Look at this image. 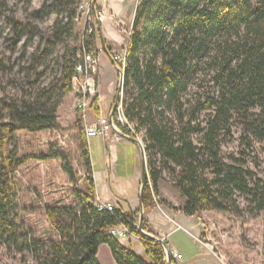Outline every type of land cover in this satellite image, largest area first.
Listing matches in <instances>:
<instances>
[{
  "label": "trees",
  "instance_id": "1",
  "mask_svg": "<svg viewBox=\"0 0 264 264\" xmlns=\"http://www.w3.org/2000/svg\"><path fill=\"white\" fill-rule=\"evenodd\" d=\"M47 1L39 16L57 10L65 17L58 16L52 36L42 38L44 48L34 57L40 66L65 37L79 40L74 23L78 0H55L51 6ZM7 19L16 34L14 45L25 36L30 44L40 35L24 20ZM89 45L95 46L94 38ZM126 48L125 114L143 135L147 152L145 210L155 206L154 194L172 207L159 197L161 181L167 179L185 199L180 209L189 216L205 210L237 215L264 211V0H139ZM76 50L65 48L60 77L51 89L22 100L1 98L0 243H15L42 258L43 264H102L98 258L102 244L109 245L117 264H168L164 246L139 229V210L124 211L117 206L109 211L96 206L84 126L80 135L85 187L76 191L80 205L45 207L56 240L45 242L28 231L20 232L15 215L19 201L16 173L25 162L62 158L72 183L77 185L80 180L70 158L54 145L47 152L23 156L8 148L18 131L62 128L58 110L72 92ZM203 70L211 75L217 93L208 92L204 102L185 108V96ZM96 101L95 114L99 115ZM205 111L209 117L203 120L200 116ZM234 127L240 132L238 149L227 151L225 137L234 139ZM120 221L139 236L145 254L110 233ZM143 228L152 232L145 217Z\"/></svg>",
  "mask_w": 264,
  "mask_h": 264
},
{
  "label": "rangeland",
  "instance_id": "2",
  "mask_svg": "<svg viewBox=\"0 0 264 264\" xmlns=\"http://www.w3.org/2000/svg\"><path fill=\"white\" fill-rule=\"evenodd\" d=\"M45 1L33 0L29 3L27 0H0V10L3 12V16L0 17V108H2L1 98L22 100L24 97L37 96L47 88L51 89L56 79L60 77L65 48L68 46L74 48L79 44V40L74 36L65 37V41L57 45L46 64L40 66L35 63V53L42 52L45 45L42 38L52 36L58 16L60 19L65 17V14H58L57 10L39 16L38 13ZM54 2L55 0H48L47 5L51 6ZM138 3L139 0H97L96 5L103 7L106 12V19L101 26L110 54L122 53L126 49ZM7 17L24 20L35 26L40 35L30 44L27 42L28 36H25L14 45L16 34ZM75 28L78 32V29H82V24H77ZM110 30L112 34L108 32ZM98 34V46L102 48L99 51L101 101L96 99V107L99 110L102 108L108 115L115 103L121 75L103 48L100 32ZM204 72V70L199 71L197 79L190 86L189 93L185 96V108H191L198 101L204 102L208 92L217 93L211 75H206ZM95 113L96 109L92 107L89 111L90 119L97 116ZM82 116L77 108L76 98L69 94L58 110L61 129L38 132L21 130L13 137L8 148L16 149L19 156L47 152L54 145L56 151L64 152L70 158L80 178L77 185L72 183L63 168L65 160L62 158L50 159L46 162L37 159L25 162L16 173L19 201L15 215L22 228L21 233L28 231L45 242L56 240L58 235L45 214V207L53 204L76 207L80 205L76 191L85 187L84 177H86L85 167L81 162L80 128L84 126ZM208 117L209 111L202 112L200 116L203 120ZM233 134L235 136L233 140L225 137L227 141L224 143V148L227 151L238 149L239 128L234 127ZM196 136L195 138L198 139ZM91 140H94L90 147L97 160L96 167L104 169V144L107 139L94 136ZM119 144L124 152L121 156L120 170L122 169L125 174L121 181L127 180L128 183L133 184L135 171L142 168L141 149L132 142ZM257 146L262 151L263 146L259 143ZM160 186L162 188L160 199L165 201L164 197H166L172 200V207H167L175 212L181 210L185 199L180 192L167 179L162 180ZM241 202L246 208L247 202L244 197L241 198ZM160 209L162 210L163 207ZM192 221L200 228L199 238L210 243L212 250L226 264H264V211H243L241 215H237L228 211L205 210L199 216H192ZM98 258L102 264H117L106 247L99 250ZM0 264H43V259L22 251L15 243L2 242Z\"/></svg>",
  "mask_w": 264,
  "mask_h": 264
},
{
  "label": "crops",
  "instance_id": "3",
  "mask_svg": "<svg viewBox=\"0 0 264 264\" xmlns=\"http://www.w3.org/2000/svg\"><path fill=\"white\" fill-rule=\"evenodd\" d=\"M108 32L112 34L111 30ZM70 95H74V98H76L75 94L72 92ZM100 97L101 93L98 97L101 101ZM100 107L101 104L99 105V108ZM100 109L99 115L102 113L105 114L103 109ZM94 117L95 116H93V118ZM87 140L93 167L92 177L94 178L96 185V197H99L102 200L115 202V204L122 207L124 211L139 210L141 214L140 193L143 175V161L142 168L135 171V183L133 184L130 182L128 183L127 180L121 181V179L124 178L125 173H123L124 171L122 169L120 170L122 167L121 156L124 152L122 150L123 147L119 146V143L132 142L136 145L138 144L128 137H124L119 141L107 139L105 142L104 140L105 160L103 164L105 165L103 167L104 169H101L96 167L97 160L91 151V144L94 140H91V138ZM99 186H101V188ZM161 190L162 188L160 186V192ZM164 199L169 204L173 203L172 200L166 197H164ZM162 207V210L156 205L148 210H145L144 208V217L148 220V224L152 230L151 233L162 238L168 246L175 264H226L224 260L212 250L210 243L204 242L199 238L200 228L193 223L192 216L186 215L182 210L175 212L165 204H162ZM118 240L125 246L133 247L136 252L145 254V248L139 239V236L130 234L127 238ZM102 247H106L109 252H111L108 244H102L99 250Z\"/></svg>",
  "mask_w": 264,
  "mask_h": 264
},
{
  "label": "built area",
  "instance_id": "4",
  "mask_svg": "<svg viewBox=\"0 0 264 264\" xmlns=\"http://www.w3.org/2000/svg\"><path fill=\"white\" fill-rule=\"evenodd\" d=\"M106 19L105 9L101 6L93 8V0H78L76 4V15L74 23L82 24V29H78L79 44L76 50L78 62L75 67V74L72 78V92L76 97L77 108L82 113L86 138L101 136L104 139L119 141L124 135L137 138L140 141V149L145 150L146 145L142 134H138L134 124L128 120L125 114L124 93L113 114V117L106 114H100L90 119L88 112L94 106V101L100 96V48L98 46L99 25ZM95 41V46L89 45V40ZM112 59L116 62L118 68L124 73L126 69L127 48L122 53H111ZM149 177V175H148ZM155 205L162 208L157 195L154 194ZM96 206L99 209L114 211L117 205L111 201L102 200L96 197ZM110 233L117 239H124L130 236V229L122 222L110 228ZM140 239V238H139ZM141 240V239H140Z\"/></svg>",
  "mask_w": 264,
  "mask_h": 264
},
{
  "label": "water",
  "instance_id": "5",
  "mask_svg": "<svg viewBox=\"0 0 264 264\" xmlns=\"http://www.w3.org/2000/svg\"><path fill=\"white\" fill-rule=\"evenodd\" d=\"M96 2H97V0H93V8L96 7ZM99 32H100V36H101V41H102V44H103V48H104L106 54L112 60L113 64L116 66L117 70L119 71V73L121 75V77H120L119 90H118V93H117V96H116V99H115V103L113 104V107H112L111 112H110V116L113 117V114H114V112H115V110L117 108V105L119 104V102L121 100L122 92H123V89H124V83H125V73L120 68H118L116 62L112 59V56L110 54V51H109V49H108V47L106 45V42H105V38L103 36V30H102L101 24L99 25ZM124 137L130 138L131 140L135 141L138 144V146H140V141L137 138H135L133 136H129V135H124ZM141 156H142V161H143V175H142V180H141V193H140L141 214H140V218H139V229L144 234H146L147 236H149L151 239H153V240H155L157 242H160L164 246V248H165L168 264H174L172 254H171L168 246L163 241V239L160 238V237H158V236H156L155 234H153L151 232L146 231L143 228V220H144V203H143V197H144V192H145L146 181H147V178H148V172H147V155L145 153V150H143V149H141Z\"/></svg>",
  "mask_w": 264,
  "mask_h": 264
}]
</instances>
